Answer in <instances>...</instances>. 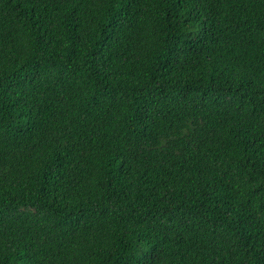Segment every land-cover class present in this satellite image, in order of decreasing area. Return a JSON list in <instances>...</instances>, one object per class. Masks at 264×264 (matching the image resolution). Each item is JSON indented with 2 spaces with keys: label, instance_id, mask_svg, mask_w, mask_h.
Masks as SVG:
<instances>
[{
  "label": "trees",
  "instance_id": "1",
  "mask_svg": "<svg viewBox=\"0 0 264 264\" xmlns=\"http://www.w3.org/2000/svg\"><path fill=\"white\" fill-rule=\"evenodd\" d=\"M0 264H264V0H0Z\"/></svg>",
  "mask_w": 264,
  "mask_h": 264
}]
</instances>
